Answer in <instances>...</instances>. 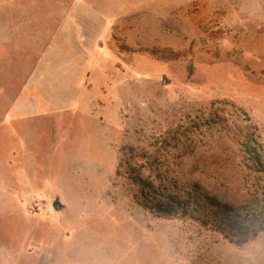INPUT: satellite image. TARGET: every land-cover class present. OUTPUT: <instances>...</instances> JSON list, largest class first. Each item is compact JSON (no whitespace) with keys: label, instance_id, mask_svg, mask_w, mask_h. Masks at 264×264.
<instances>
[{"label":"rangeland","instance_id":"374dc122","mask_svg":"<svg viewBox=\"0 0 264 264\" xmlns=\"http://www.w3.org/2000/svg\"><path fill=\"white\" fill-rule=\"evenodd\" d=\"M247 144L264 0H0V264H264ZM131 174L198 210L157 216Z\"/></svg>","mask_w":264,"mask_h":264},{"label":"trees","instance_id":"16d2710c","mask_svg":"<svg viewBox=\"0 0 264 264\" xmlns=\"http://www.w3.org/2000/svg\"><path fill=\"white\" fill-rule=\"evenodd\" d=\"M247 152H249L251 156L250 159L255 170L264 174V161L257 149L247 144ZM129 178L138 188L140 196L149 202V209L157 216L164 218L193 217L194 213L198 210L197 207L200 195L196 193L197 191L194 187L187 190L183 197H180L171 192H166L165 188H162L161 185L154 187L134 174L129 175ZM209 201L212 202V206L219 212H224L227 208L225 204H221L215 199L209 198ZM138 202L142 205L140 200H138ZM255 212L256 211L253 213L255 214ZM235 242H238L237 244L242 243L240 240H236Z\"/></svg>","mask_w":264,"mask_h":264},{"label":"water","instance_id":"95a60500","mask_svg":"<svg viewBox=\"0 0 264 264\" xmlns=\"http://www.w3.org/2000/svg\"><path fill=\"white\" fill-rule=\"evenodd\" d=\"M52 207H53L55 210H57V209H59V208L62 207L61 203L59 202V199H56V200L53 202Z\"/></svg>","mask_w":264,"mask_h":264}]
</instances>
